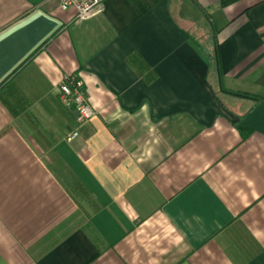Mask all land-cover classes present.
Listing matches in <instances>:
<instances>
[{
	"label": "crops",
	"instance_id": "crops-1",
	"mask_svg": "<svg viewBox=\"0 0 264 264\" xmlns=\"http://www.w3.org/2000/svg\"><path fill=\"white\" fill-rule=\"evenodd\" d=\"M0 264H264V0H0Z\"/></svg>",
	"mask_w": 264,
	"mask_h": 264
},
{
	"label": "built area",
	"instance_id": "built-area-1",
	"mask_svg": "<svg viewBox=\"0 0 264 264\" xmlns=\"http://www.w3.org/2000/svg\"><path fill=\"white\" fill-rule=\"evenodd\" d=\"M62 10L74 9L78 20H86L97 13L103 0H58ZM63 104L71 106L77 116L79 125L85 123L95 115L89 105L83 80L76 74H67L58 86ZM77 132L72 131L67 135L69 140L76 138Z\"/></svg>",
	"mask_w": 264,
	"mask_h": 264
},
{
	"label": "trees",
	"instance_id": "trees-1",
	"mask_svg": "<svg viewBox=\"0 0 264 264\" xmlns=\"http://www.w3.org/2000/svg\"><path fill=\"white\" fill-rule=\"evenodd\" d=\"M179 23L189 30L191 40L205 53L209 62V69L211 72H215L218 67V48L214 36L210 35L204 40V43L201 44L192 33V31L195 30L194 26L180 21ZM246 132L248 131H245L244 133Z\"/></svg>",
	"mask_w": 264,
	"mask_h": 264
},
{
	"label": "rangeland",
	"instance_id": "rangeland-1",
	"mask_svg": "<svg viewBox=\"0 0 264 264\" xmlns=\"http://www.w3.org/2000/svg\"><path fill=\"white\" fill-rule=\"evenodd\" d=\"M192 33L196 37L197 41H199L201 44L204 43V40L207 39V37L212 35V32L210 29H197V28H195V30H193Z\"/></svg>",
	"mask_w": 264,
	"mask_h": 264
}]
</instances>
